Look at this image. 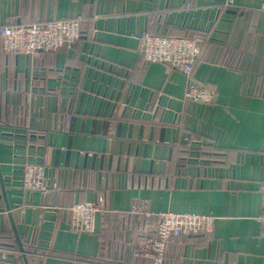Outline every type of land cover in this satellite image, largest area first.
<instances>
[{
    "label": "crops",
    "instance_id": "0c3cea01",
    "mask_svg": "<svg viewBox=\"0 0 264 264\" xmlns=\"http://www.w3.org/2000/svg\"><path fill=\"white\" fill-rule=\"evenodd\" d=\"M227 1L0 0V32L83 20L71 50L8 56L0 39V164L23 247L0 213V249L21 253L0 264H153L132 256L158 223L131 214L140 201L215 218L163 264H264V0ZM147 34L199 42L193 78L215 104L186 101L183 74L142 61ZM28 156L59 192L21 190ZM101 200L97 232L71 231L70 207Z\"/></svg>",
    "mask_w": 264,
    "mask_h": 264
},
{
    "label": "built area",
    "instance_id": "2783aa9c",
    "mask_svg": "<svg viewBox=\"0 0 264 264\" xmlns=\"http://www.w3.org/2000/svg\"><path fill=\"white\" fill-rule=\"evenodd\" d=\"M234 7L233 0L225 3ZM264 11V6L262 7ZM82 17L72 20H53L46 24L25 26H5L1 29L2 51L8 56H36L73 49L82 37ZM139 54L145 64L158 63L183 74L188 81L185 100L200 106H211L216 101V91L198 84L193 71L200 57L202 47L195 39L164 37L147 34L138 38ZM190 140V139H189ZM191 143V140H190ZM31 158L30 156L27 157ZM33 159V158H31ZM43 158L34 157L22 168L21 190L39 192L43 196L60 191L43 164ZM106 210L105 201L77 203L69 209V228L75 233L95 234L97 221ZM131 214L137 217H158V226L137 241L132 256L151 260L153 264H163L167 246L182 237L209 235L213 232L215 218L188 213H152L145 201L133 206ZM264 237V191L262 194V214L259 218ZM3 261L10 257H20L21 253L10 248H1Z\"/></svg>",
    "mask_w": 264,
    "mask_h": 264
},
{
    "label": "water",
    "instance_id": "95a60500",
    "mask_svg": "<svg viewBox=\"0 0 264 264\" xmlns=\"http://www.w3.org/2000/svg\"><path fill=\"white\" fill-rule=\"evenodd\" d=\"M0 189L2 191V198L5 201V210L4 211H0V213L3 214L4 212H7V215H8V217L10 218V220L12 222L14 232H15V234L17 236V239H18V242H19V245H20V249L23 250V247L20 244V240H19V237H18V234H17L16 226H15V223H14V220H13V213H12L11 206H10L9 199H8L6 182H5V177H4L2 169H1V164H0Z\"/></svg>",
    "mask_w": 264,
    "mask_h": 264
},
{
    "label": "trees",
    "instance_id": "16d2710c",
    "mask_svg": "<svg viewBox=\"0 0 264 264\" xmlns=\"http://www.w3.org/2000/svg\"><path fill=\"white\" fill-rule=\"evenodd\" d=\"M197 142H199V141H197ZM106 209H107V208H106ZM105 211H106V210H105ZM105 211H104V213H105ZM141 218H144V219H152V218H155V219L158 221L157 226H158V224H159V222H160V219H159L158 217H150V218L141 217Z\"/></svg>",
    "mask_w": 264,
    "mask_h": 264
}]
</instances>
